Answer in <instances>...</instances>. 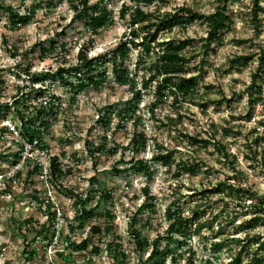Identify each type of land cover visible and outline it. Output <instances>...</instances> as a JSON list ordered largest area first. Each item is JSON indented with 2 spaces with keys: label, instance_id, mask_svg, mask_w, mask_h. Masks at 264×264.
Wrapping results in <instances>:
<instances>
[{
  "label": "rangeland",
  "instance_id": "374dc122",
  "mask_svg": "<svg viewBox=\"0 0 264 264\" xmlns=\"http://www.w3.org/2000/svg\"><path fill=\"white\" fill-rule=\"evenodd\" d=\"M4 2L11 4L22 14L27 13L31 6H36V11L27 24H17V28L12 27L7 12L0 11V53H2L0 78L4 80V85L0 87V104L11 101L17 84H29L31 81V79H24V76L18 78L16 72L12 71L14 64L21 60L31 62L32 70L38 76H45L47 70L53 72L60 66L76 64L77 50L81 44L87 42L88 37L83 31L84 19L76 20L67 27L73 15V10L67 2L57 3L50 9L40 0H4ZM107 3L108 8L112 10L114 22L101 29L100 34L95 37L88 52L90 57H96L104 52L92 56L91 53L97 49L107 50L114 47L120 38L128 34L119 33L121 27H129V25L128 16L121 19L118 12L122 4L131 6L133 2L107 0ZM220 3V0H184L181 4L179 0H169L165 6H162L161 11H170L175 7L186 5L207 14ZM227 5L233 21L220 42L212 43L207 50L208 55H204L205 72L195 69L186 75L195 74L198 77L199 92L194 101L187 100L182 103L181 122L167 121L169 117H176L172 95L167 94V98L153 107V111L149 109V105L155 98V81L148 88L142 87L141 79L148 76V70L134 67L138 56L143 54L139 47L132 49L125 61L128 71L135 76V90L140 91L139 98L133 97L134 91L128 85H120L114 81L112 62H106L103 65L100 63L89 75L96 80L102 71H105L108 74L109 83L101 84L98 88L88 86L78 91L75 93L76 102L72 106L69 102L71 93L60 84L59 79L49 86L45 99L51 98L49 93L57 96L62 102V110L57 117L53 115L49 117L51 127L41 135L42 148L46 150L42 152L40 149H35L34 162L38 160L47 163L50 156L57 155L63 167L71 168V172L62 178L63 186L81 196L86 207L95 204L94 193L97 187L111 188V197L103 201L91 217L80 219L81 228L75 227L79 222L77 220L74 223L75 229L71 230L68 227L69 223L75 218L79 219L76 217L79 214V207H75L74 197L63 193L57 186L51 187V183L45 182L39 172L32 179L27 178L26 173L32 165L26 163L20 171L21 176L17 177L15 182L4 180L2 183L4 187L0 195V228L3 230L0 231V264H72L66 263L61 257V254L66 253L70 254L71 260L76 264H88L87 251H74L68 247L71 240L80 241L85 237L91 238L89 248L90 245H97L100 248V252L94 256L91 264L144 263L150 249L142 255L138 252L129 231L130 220L133 216L135 219L133 227L140 236L149 241L157 235L165 236L167 228L165 225L168 226L169 220L164 210L168 205L171 206V210L179 209L182 215L185 212L190 215L193 208L200 205V211L203 212L200 220L208 222L199 233L194 232L193 224L187 232L173 234V240L175 238L187 240V245L184 246L178 245L176 240L170 243L169 248L175 258V264H206V261L209 264H224L225 261L228 263L240 247L242 252L240 264H248L252 254L262 253V250L256 249L257 243L250 238L254 239L257 234L264 237V220L246 233L244 228L235 229L250 217L249 213H244L245 208L241 202L227 198L224 192L211 195L207 200H201L199 195L192 196L193 192L208 189L227 177L230 183L251 187L258 196L264 194L263 153L260 147L256 148L253 143L255 137L264 135V98L261 103L255 104L250 120H246L244 116L248 109L246 90L258 66L259 54L264 51V2H261L263 11L258 12L257 28L252 23L253 0H229ZM153 8L150 6L149 10ZM205 35V25L199 22L193 23L185 30L175 28L164 33L165 38L190 37L193 39L194 48H189L186 52L191 57V64H196L203 58L201 43ZM53 43L57 45L56 49L49 51L44 59H39L40 48L48 49ZM61 43L66 44V53L60 49ZM35 44L39 46L31 50L30 48ZM13 50L18 51L15 57L12 55ZM250 53L253 57L245 67L231 62L234 55ZM9 61H15V63L9 64ZM207 85L211 88L202 95L203 86ZM57 98L54 99L55 103L58 101ZM34 101V99L29 101L28 110L32 111V106H38L44 98L43 100L40 98L39 102L35 101L33 104ZM204 101L207 103L203 107L201 102ZM103 106H110L109 111L113 113L126 106H132L135 108L136 115L141 117V122L133 125L132 119L125 123V127L115 129L117 121L113 119L109 125L110 129H106L102 122L98 121V116L103 117L105 121L106 111L99 112ZM1 112L0 127L3 124L2 120L6 118L19 123L13 112L4 110ZM225 112L229 113L226 118ZM158 120L162 121V124ZM135 130H142L148 138L147 146L137 155L131 150L132 140H130ZM213 130L218 131L215 140L225 145L228 157L217 153L211 145L207 149L200 144L191 148L185 140L180 139L181 134H198L207 138L209 132ZM103 135L106 137L107 148L117 145V152L113 155L95 152L94 156H90L86 141L93 142L89 147L94 150L93 147L103 141ZM19 144L11 134L7 133L0 140V153L3 155L0 158V172L10 174ZM77 144H82L83 147L77 148ZM157 145H162L164 153L169 155L170 166L165 167L147 158L149 153L154 155L160 152L161 149L157 148ZM132 156H135V159L144 158L148 166L154 169L151 179L138 171V167L135 169H130L129 166L124 167L127 169L122 173L115 171V168H123ZM180 160L202 161L203 166L195 175L183 173L180 176H174L175 166ZM89 173L92 174L89 175ZM93 176L96 180L89 181ZM85 183L89 185L88 188L83 187ZM144 186L148 187L149 195L154 196V199L145 197L142 192ZM34 191L43 200L53 201L55 219L48 217L39 208L38 202L33 197ZM87 196H92V199H88ZM142 197L143 201H141ZM57 211H60V215ZM106 211H111L114 215L108 235L102 231L99 234L91 233L89 230L91 225H104ZM121 216L128 222L123 229L124 221L121 220ZM232 216H235V219L228 223ZM28 218L32 221L27 229L24 227V220ZM52 222L54 225H51L47 233L48 239H44L42 234L37 233L39 227L42 224L48 226ZM220 227H222L221 230H219ZM241 234L243 238H240ZM248 236H250L249 239ZM228 238H238L240 244L233 243L218 251L210 247V242ZM109 240L121 246L125 257L114 258L116 246L106 247ZM166 244L167 241L162 239L158 250L164 249ZM24 250L28 251L24 253ZM192 251L195 254L193 257L190 255ZM153 261L144 264H152ZM164 264H174L171 262L170 255L164 260Z\"/></svg>",
  "mask_w": 264,
  "mask_h": 264
},
{
  "label": "trees",
  "instance_id": "16d2710c",
  "mask_svg": "<svg viewBox=\"0 0 264 264\" xmlns=\"http://www.w3.org/2000/svg\"><path fill=\"white\" fill-rule=\"evenodd\" d=\"M46 3V7L50 9L54 7L57 3L67 2L69 7L73 10V15L70 22L67 24V27L71 26V23L79 19H84L83 31L87 33V42L81 44L77 50V62L72 66H60L55 71L51 72L47 70L45 76H38L34 70H32L33 64L31 62H24L23 60L17 62L14 67L16 76L20 78L22 75L24 79H31L29 84H17L15 88V93L12 95L11 101L3 102L0 104V116L1 111H11L15 115L16 119L19 121L21 127L20 131L24 138L28 141H32L34 138L39 139V144H42L41 135L43 132H46L50 129L51 123L49 122V117H57L62 110V102L59 101L57 96H53L50 93L49 99L46 100L45 104L40 103L38 106H32V111L28 110L29 101L34 99L38 102L37 98L39 96L46 97V94L49 92V89L46 88L43 84L44 79L50 78L55 81L59 79V82L62 86L66 88L71 93L69 97L70 106L74 105L76 102L75 93L80 90L87 88L88 86H94L96 88L100 87L101 84L105 85L109 83L108 74L105 71H102V74L98 79L93 80V77L89 75L95 71L96 67L102 63L112 62V72L114 81L120 85H128L129 88L134 91L133 97L139 98L140 91L135 90L136 80L128 67L125 64V61L128 58V55L132 49L139 47L141 56H138L134 67L137 69L143 68L148 70V76L141 79L142 87L148 88L150 84L155 81V98L153 102L149 105V109L153 111L158 103L163 102L167 98V94L172 95V105L176 114L175 118H168V122H181L182 115L180 113L181 105L185 101H194V98L198 95L199 86L197 76L195 74H189L191 70L198 69L201 72H205L203 67L204 57L207 56V50L210 49L212 43L220 42L222 36L228 32L233 21L232 15L228 11V1L229 0H220V4L210 13H201L197 10L192 9L190 6L182 5L175 7L170 11H161L162 6H165L169 0H130L133 2L131 6L127 4H122L119 10V17L125 19L128 16V28H131V31L128 32V37L123 36L116 43V45L110 49L105 50L102 54H99L96 57L88 56V52L92 47V43L96 36L100 34L101 29L106 28L113 24V13L112 10L108 8L107 0H40ZM261 2L264 0H253V16L252 23L255 28L258 27V12L263 11ZM153 6V10H149V7ZM0 11H5L8 14L10 23L13 28H17V24L25 25L27 24L34 16L36 11V6H31L28 8L27 13H20L15 9L11 4H6L4 0H0ZM195 22H199L205 25L206 35L202 38L201 47L203 48V58L196 64H191V57L187 55V50L189 48H194L193 39L190 37H185L182 39L175 38H165L164 33L171 31L172 29L178 28L185 30L187 27L192 25ZM35 44L30 49L34 50ZM66 44L61 43L60 49L66 53ZM57 45L53 43L50 48H40L39 50V59H44L47 56L49 51L55 50ZM213 50V49H211ZM17 50H13L12 55L14 57L17 55ZM25 55L27 53L23 52ZM205 55V56H204ZM259 63L251 76L250 84L247 87V103L248 109L245 113L246 120H250L255 104L262 102L264 98V51L259 54ZM253 54H239L234 55L231 59L233 64H236L240 67H245L249 61H251ZM151 58L150 60H148ZM135 70V69H134ZM40 75V74H39ZM73 77V80H71ZM105 83V84H104ZM36 84L42 85V87L37 88ZM4 85V80L0 78V87ZM204 91L202 95L206 93L211 86H203ZM73 93V94H72ZM32 95H34L32 97ZM224 97V96H223ZM55 98L57 102L55 103ZM53 99V100H52ZM225 99V98H222ZM35 101L33 104H35ZM207 101L201 102V105L204 107ZM110 106H103L100 108L99 112L106 111L105 121L104 118L98 116V121L102 122V125L109 128L110 123L113 119H116L115 129L125 127V123L133 119V125H137L141 122V117H138L135 112V108L132 106H126L117 110L116 112L109 111ZM204 110V108H201ZM5 117V115H3ZM233 117V116H232ZM162 124V121L158 120ZM212 127H215L212 125ZM110 129V128H109ZM7 129L5 127L0 128V133H5ZM217 130L209 132V137L203 138L198 134H181L180 139L186 141V144L193 148L195 145L200 144L201 147L207 149L210 145L213 146V149L223 155L228 157V154L225 149V145L215 140ZM225 133V132H224ZM227 133V132H226ZM103 141L94 146L92 150L89 145L92 141H86L87 150L90 156H94L95 152L97 153H107L115 154L117 152V145L107 148L106 146V137L103 135ZM132 147L131 150L133 154H138L140 151L144 150L148 144V138L145 132L142 130H135L131 135ZM254 145L260 147L262 151V163L264 164V135L257 136L253 141ZM43 146V145H41ZM157 148L161 149L160 152L154 154L151 159L159 162L163 166H170V157L168 154L164 153L163 146L157 145ZM127 149V148H123ZM18 154H15L16 158L12 161L15 163L17 160ZM0 153V158L2 157ZM129 166L130 169H135L138 167V171L144 173L148 179H151L154 173V169L150 168L147 164V161L144 158H137L132 156L123 166V168H115L117 173H122L125 171L124 167ZM203 166L202 161H182L180 160L174 169V176H180L183 173H188L189 175L197 174ZM40 167L39 164L33 165L31 168H28L26 177L32 179L33 176L37 175ZM71 172V168L61 164L59 157L57 155H52L49 157V175L51 187L57 186L58 189L63 191V193L69 194L70 197H74L75 207H79V214L76 216L79 219H76L73 222H70L69 228L71 230L82 227L81 218H88L94 214V211L99 207V205L104 201H107L111 197L112 190L111 188H106L100 186L96 188L95 204L93 206L86 207L83 204V198L70 188H66L62 184V178ZM17 177L21 176V172H17ZM228 177L224 180H219L213 186L208 189H202L200 191L193 192L192 196L196 197L199 195L201 200L209 199L211 195L224 192L227 198L235 199L237 202H241L242 206L245 208L244 213H249L250 217L247 220H244L240 225L236 226L235 229L244 228L246 233H248L253 227H255L260 221L264 220V194L258 196L257 193L252 190L251 187L241 186L240 184H233L227 181ZM96 177L93 176L89 181L94 182ZM33 182V180H30ZM33 195L35 201L38 202L40 208L41 204H44L45 210L44 213L48 215L51 219H55V211L53 210V202L50 200H42L38 193L34 191ZM142 192L145 197L148 199H154V196L149 195L148 187L144 186ZM45 193V192H44ZM93 196V197H94ZM88 199H92V196H87ZM249 203L246 204V202ZM240 205V203H239ZM200 205H197L193 208L189 216L182 215L179 209L171 210V206L165 208V216L169 220L168 226L166 228V235L161 236L157 235L156 238L149 241L147 238L140 236L139 232L133 227L135 219L131 218L130 220V233L132 235V240L137 248L138 252L142 255L148 249H150L145 262H150L152 264H164V260L170 255L171 262L175 264V258L171 254V249L169 245L172 241L176 240L178 245L184 246L187 245V240H173L174 233H185L190 227L194 224V232L199 233V231L207 225L208 222L200 220L202 217V211L199 208ZM113 214L111 211L105 212V222L102 224H93L90 226V232L94 234H99L101 231L108 235L109 230L112 227ZM235 219V216H232L228 223H231ZM76 226L74 227V223ZM31 219L24 220V227L27 229L30 227ZM54 221V220H51ZM51 225L45 226L42 224L39 227L37 233L42 234L44 239H48L47 233L50 231ZM102 225V226H101ZM222 227L219 228L221 230ZM53 235V233L51 234ZM52 237V236H51ZM254 241L257 243L256 249L262 250L261 254L256 252L251 255L248 260V264H264V237L260 234L254 236ZM165 239L167 241L166 247L162 250L159 249V242ZM51 241V240H49ZM48 241V242H49ZM90 237H85L80 241L71 240L68 244V247L74 251H87L89 255L95 254L98 255L100 248L97 245H90ZM240 244L238 238H228L221 241L210 242V247L213 250H220L225 246L231 244ZM111 245L116 246L114 251V258L125 257V252L121 249V246L115 244L109 240L106 244V247L110 248ZM28 250H24V253ZM31 254L33 250H30ZM193 257L194 251L190 253ZM241 247L238 252L231 257L230 261L227 264H240L241 262ZM61 257L65 260L66 263L76 264L71 260L70 254H61ZM159 258H161L159 260ZM144 262V263H145ZM143 262L140 264H144ZM88 264H91V261L88 260ZM111 264H115L114 262ZM206 264H209L206 261Z\"/></svg>",
  "mask_w": 264,
  "mask_h": 264
},
{
  "label": "built area",
  "instance_id": "2783aa9c",
  "mask_svg": "<svg viewBox=\"0 0 264 264\" xmlns=\"http://www.w3.org/2000/svg\"><path fill=\"white\" fill-rule=\"evenodd\" d=\"M126 37H128V34L126 35ZM14 69H15V67H13L12 71H14ZM53 82H55V81L51 80L50 78H46V79H44L43 84L46 88H49V86ZM40 98H41V100H43V98H44V101L42 103L45 104V102L47 100V99H45L46 97L39 96L37 98L38 102L40 101ZM2 121H3V124L0 128L5 127L7 129V131L3 134L0 133V140L7 133V134H11V136H13L15 138V141L19 142L20 144H19V149H18V153H17L18 158H17L15 163H12V167H11L12 171H10V174L5 173V172L4 173L0 172V183H3L4 180L15 182L17 180V176H16L17 172H20L26 163L30 164V166L31 165L33 166L35 164H39V167H40L39 173L41 174L43 180H45V182L50 183V180H49L50 179L49 158H48L47 163L44 161L40 162L38 160H37V162H34V160L36 159V155H34L33 151L35 149H40V150H42V152L46 150L45 148H42L43 146H41V145H43L42 137H41V141H42L41 145L38 142L40 138L39 139L34 138L32 141H28L21 134L20 123H18V124L15 123L14 120H12L11 118L10 119L6 118ZM10 124L14 125V127H9ZM1 190L2 189H0V195L2 194ZM46 200H49V199H44V201H46ZM40 209H42L44 212V210H45L44 204H41ZM57 212H58V215H60V211H57ZM94 256H95V254L89 255V256H87L86 259L90 260L92 262L94 260Z\"/></svg>",
  "mask_w": 264,
  "mask_h": 264
},
{
  "label": "clouds",
  "instance_id": "9594fccd",
  "mask_svg": "<svg viewBox=\"0 0 264 264\" xmlns=\"http://www.w3.org/2000/svg\"><path fill=\"white\" fill-rule=\"evenodd\" d=\"M183 2H184V0H179V3L182 4ZM238 26H239V25H238ZM33 30H34V29H33ZM130 31H131V28H128V27H121V28L119 29V33H120V34L128 33V32H130ZM201 35H203V33H201ZM103 51H105V49H97L96 51L92 52L91 55H92V56H95V55H97V54H99L100 52H103ZM0 55H2V53H0ZM14 63H15V61H9V64H14ZM16 83H21V82H20V81H16ZM36 87H37V88H40V87H42V85L37 84ZM238 87H240V86H238ZM228 115H229V113H227V112L224 113L225 118H226ZM9 127H14V125H11V124H10ZM76 147H77V148H82L83 145H82V144H77ZM152 155H153V153H149L147 158L150 159ZM91 174H92V173H89V175H91ZM3 187H4V184L0 183V189H2ZM83 187H84V188H88L89 185H88L87 183H85V184H83ZM141 201H143V197L141 198ZM184 215H185V216H188L189 213H188V212H185ZM121 220L124 221V224L122 225V229H123V227L126 226L128 222H127L126 220H124V217H123V216H121ZM61 223H63V221H61ZM238 223H239V222H238ZM165 227H167V224L165 225ZM2 230H3V229L0 228V231H2ZM240 238H243V234H241ZM50 258H51V257H50ZM224 264H227V261H225Z\"/></svg>",
  "mask_w": 264,
  "mask_h": 264
}]
</instances>
